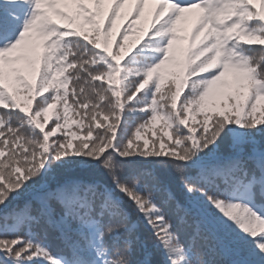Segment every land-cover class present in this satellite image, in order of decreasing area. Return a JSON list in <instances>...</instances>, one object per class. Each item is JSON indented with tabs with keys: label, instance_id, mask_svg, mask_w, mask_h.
<instances>
[{
	"label": "snow or ice",
	"instance_id": "6c2138e0",
	"mask_svg": "<svg viewBox=\"0 0 264 264\" xmlns=\"http://www.w3.org/2000/svg\"><path fill=\"white\" fill-rule=\"evenodd\" d=\"M0 264H264V0H0Z\"/></svg>",
	"mask_w": 264,
	"mask_h": 264
},
{
	"label": "trees",
	"instance_id": "16d2710c",
	"mask_svg": "<svg viewBox=\"0 0 264 264\" xmlns=\"http://www.w3.org/2000/svg\"><path fill=\"white\" fill-rule=\"evenodd\" d=\"M150 135V134H149Z\"/></svg>",
	"mask_w": 264,
	"mask_h": 264
}]
</instances>
